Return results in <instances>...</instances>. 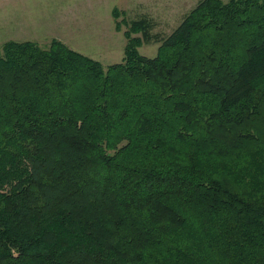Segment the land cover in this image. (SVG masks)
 <instances>
[{"label":"trees","instance_id":"16d2710c","mask_svg":"<svg viewBox=\"0 0 264 264\" xmlns=\"http://www.w3.org/2000/svg\"><path fill=\"white\" fill-rule=\"evenodd\" d=\"M151 27L0 47V264H264V0Z\"/></svg>","mask_w":264,"mask_h":264},{"label":"rangeland","instance_id":"374dc122","mask_svg":"<svg viewBox=\"0 0 264 264\" xmlns=\"http://www.w3.org/2000/svg\"><path fill=\"white\" fill-rule=\"evenodd\" d=\"M29 1L30 3L31 1L38 2L37 18L43 20L44 26L46 20L50 18L53 20V24L61 21L62 26L59 27V31L56 32L54 26L52 29L45 26L44 31L35 34H32L30 29L27 30L29 34L21 32L16 34V30H12V34H10L5 30L4 25L6 22L15 19L18 26L19 7L17 5H19L20 0H0V47L8 39L5 35L13 36L16 40H20L22 36L26 35H41L42 40L36 42L41 46H46L51 38H56L66 44L69 49L98 61L103 66H108L119 63L123 58V50L126 44L123 32L126 30V25L132 21L140 20V18H147L152 23L148 34L157 35L162 40L169 36L184 17L202 0ZM220 1L226 2L227 0ZM40 4L43 8L42 15ZM113 8H117L120 13L118 21L124 19L120 31H116L114 28ZM49 37L51 38L49 39ZM157 42L141 45L138 49L139 54L149 58L154 57L159 46Z\"/></svg>","mask_w":264,"mask_h":264},{"label":"crops","instance_id":"0c3cea01","mask_svg":"<svg viewBox=\"0 0 264 264\" xmlns=\"http://www.w3.org/2000/svg\"><path fill=\"white\" fill-rule=\"evenodd\" d=\"M17 6L19 7L18 26H17L15 19L6 22L4 25L5 30L7 32H9L10 34H12V30H16V32H17L16 34H18L20 32L29 34L27 31L29 29H30V32H32V34H35V33H38L39 31H44L45 26L50 27L51 29L54 26V29H56V32H58L59 27L62 26L61 21L53 24V22H52L53 20L51 18L49 20H46L45 26H44L43 20L42 19L38 20V18H37L38 6H39L38 2L34 3L33 1H31V3H30L29 0L28 1L27 0H20L19 5H17ZM40 8H41L40 13L42 15V13H43L42 4H40ZM29 15H30V17H29ZM19 22H20V27H19ZM8 26H10V29H8ZM53 34H58V33H53ZM48 35L52 36L50 34H48ZM5 36L8 37L7 41H5V42L13 41V42H34V43H36L37 41L42 40L40 37L41 35H36V36H27L26 35V36H22L20 40L14 39L13 36H8V35H5ZM46 38H48V37H46ZM50 38L51 37H49V39ZM52 39L58 40L56 38H51V40ZM58 41H60V40H58Z\"/></svg>","mask_w":264,"mask_h":264}]
</instances>
